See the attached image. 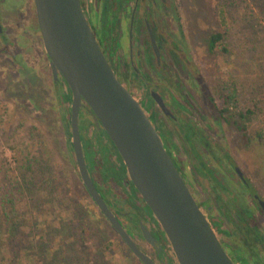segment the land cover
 <instances>
[{
  "label": "rangeland",
  "instance_id": "374dc122",
  "mask_svg": "<svg viewBox=\"0 0 264 264\" xmlns=\"http://www.w3.org/2000/svg\"><path fill=\"white\" fill-rule=\"evenodd\" d=\"M84 2L89 21L101 28L102 1ZM172 3L164 34L172 47L173 36H180L182 44L174 48L176 55L164 49L157 63L152 48L144 42L145 32L131 51L129 31L135 0H127L121 12L127 21L116 30L111 28L112 15L111 21L107 20V29L112 32L109 41L103 38V49L118 77L154 123L162 122L165 129L175 125L150 97L151 89L132 70L136 65L141 73H148V84H169L172 88L180 82L176 94L190 112L180 107L176 112L182 117L188 115L202 128L206 141L213 145L212 152L218 156L210 151L211 163L224 158L230 166L221 155L225 151L264 198V0ZM18 6L22 10L18 8L14 16L11 8L2 23L8 27L10 40L19 34L17 52L25 55L21 58L22 70L7 62L2 51L9 47L12 52V48L0 40V264H143L84 185L68 133L72 99L62 101L58 94L33 0L15 8ZM223 6L226 24L220 18ZM218 31L224 33L225 43L218 42L213 49L211 37ZM164 92L167 94V89ZM94 125L87 122L85 132L95 140ZM198 147L207 153L208 147ZM185 151L181 146L173 155L202 210L209 221L217 222V234L227 247L238 245L245 232L238 238L228 234L237 221L236 206L229 205L233 216L228 218L233 225L222 219L218 207L229 204L233 197L219 185L213 186L215 182L208 173L196 171L197 160ZM258 219L264 225V217ZM132 236L140 248L154 256L141 237ZM165 241L172 260L179 264L167 236ZM246 257V264H264V258L260 260L255 254ZM237 264L244 263L239 260Z\"/></svg>",
  "mask_w": 264,
  "mask_h": 264
},
{
  "label": "water",
  "instance_id": "95a60500",
  "mask_svg": "<svg viewBox=\"0 0 264 264\" xmlns=\"http://www.w3.org/2000/svg\"><path fill=\"white\" fill-rule=\"evenodd\" d=\"M43 44L54 79L61 77L71 93V144L84 185L122 239L143 262L157 264L119 221L100 193L90 172L80 128L85 106L95 124L104 128L126 165L133 184L164 230L179 264H237L224 248L214 227L170 155L160 130L141 102L118 77L93 30L81 0H34ZM151 43L161 51L148 24ZM165 114L163 96L151 90ZM264 209V200H260ZM145 238H156L142 224ZM168 258L165 257V260Z\"/></svg>",
  "mask_w": 264,
  "mask_h": 264
},
{
  "label": "flooded vegetation",
  "instance_id": "af4514ba",
  "mask_svg": "<svg viewBox=\"0 0 264 264\" xmlns=\"http://www.w3.org/2000/svg\"><path fill=\"white\" fill-rule=\"evenodd\" d=\"M18 1L21 4L26 0H18ZM81 1H82V5L84 8V6H85L84 1L85 0H81ZM19 2H18V4H19ZM33 2H34V6H35V1L33 0ZM172 2H173V0H168V1L167 0H135V6H134L132 13H131V19H130L131 26H130V31H129V38H130L129 42H130V46H131V51L133 50L135 45L139 44L140 34L145 32L144 35H145L146 39L144 40V42H145V44L149 45L154 52V49H153V46L151 43L149 30H148V24L152 28L154 36L156 35L155 39L157 41V45H158L160 51L162 52L160 46L163 43H164L163 45H165L164 46L165 51H169L170 48H172V45H170V41H167V43H165L164 41H160V37L157 36L159 33H162L164 35L163 36L164 38H165V36L167 37V35L164 34V32H167V29H168L165 26V20L167 19L168 14H170L169 10L171 9V7H173ZM16 3H17V0H0V40L2 41V43L4 45H6V44H7V46L11 45V48H12V52L10 51L9 47H5L2 51V55L7 56L6 57L7 62L11 65L12 68H14V69L16 68L17 70H22L23 65H24V60H22V59H24L25 55L22 54V52H19V50L17 52V45L20 44L19 43V34H16L14 40L13 39L10 40L8 37V34H7V33H9L8 27H4V24L2 23L4 17L6 16L5 12L6 13H7V11L10 12L11 8H15L17 6ZM18 8H20V11L22 10L21 6H18L17 9ZM84 11H85V8H84ZM151 19L153 21H151ZM151 22L154 23V27L156 28L155 30L153 29L154 27L152 26ZM14 25L15 24H13V26ZM92 27H93V30L95 32V27L93 25H92ZM14 31H16V30H14ZM163 37H162V39H164ZM134 40H135V44H132V42ZM154 54H155V52H154ZM155 56H156V54H155ZM8 60H13V62L8 61ZM156 60H157V57H156ZM134 62L132 59V63H134ZM134 68H136L139 71V69L136 67V65H134ZM24 73H26V71ZM23 79H24L23 82L25 84L26 83L25 78H23ZM59 80H60L59 82L62 83L64 85V88L66 89L65 83H64V80L62 79V77ZM26 86H27V84H26ZM169 109L171 111V114H166V115L169 117L175 116L176 115L175 111H177V110L174 111V109H171V108H169ZM179 109L181 111L182 110L187 111L186 108H183V109L179 108ZM81 110H83L87 114V116H89V118L92 119L89 121H92L95 124L94 118H93L91 112L89 111L88 107L85 106ZM89 121H87V122H89ZM155 125H156V123H155ZM85 127H86V123L84 124L83 132L85 135H87L85 132ZM93 136H95V140L91 138L92 139L91 141L93 143L92 147L96 152V157L98 159L104 160V158L106 156H108V159L110 161L109 164H111V166L112 165L114 166L115 172H117L119 177L121 178V184H119V182L116 179L111 180V184H112L111 187L112 186L113 187H112V191H111L110 196H108V194L106 192L107 191L106 188H108L109 185H107L103 181V176H102V173L100 172V170L96 169L93 172L90 170L100 193L102 194V196L104 197L105 201L110 206L112 211L116 214L119 221L126 227L129 234L131 235V237L134 239V237L132 236V233L136 236L141 237L152 248L154 256H151L150 254H148V251H145L142 248L141 249L145 253L150 255L155 260V262L157 264H161V262L163 264H166L165 262H163V260L161 258L164 255H166L167 258L168 257L171 258V255L168 251V244L165 241V239H166L165 232L162 229L157 218L152 215L153 211L146 204L143 197L141 196V194L139 193V191L137 190V188L133 184L132 180L130 179L127 168H126V170L124 169V167H126V165H125L123 158L121 157L118 149L116 148L115 144L113 143V141L109 137L107 131L103 127L102 128L98 127V130H96L95 125H94ZM196 144L198 146L201 145L198 143H196ZM211 146H213V145H211ZM212 149H213V147L212 148L208 147L207 153H203L202 151L201 152L199 151L200 155L203 156V160L205 161V164H204L205 166H202L203 168L201 167V171H199V172L202 174L208 173L210 178L215 182V183H213L214 184L213 186L219 185L222 188V190L225 191L228 195L230 194L231 197L243 196L244 199H246L245 200L246 203H245L244 207L247 209V211L251 215H253V218H254V221L251 224L257 225L259 230L262 232L263 237H264V225H261L258 222L259 217H261V216L264 217V209L262 208V206L260 204V200L261 199L264 200V198L259 193V191L253 186L252 182L247 177L246 173L232 160V158L230 156L227 155V153L225 151L222 150L221 155L227 158V163L230 166L226 165L224 158H223V161L220 162V160L218 159L219 162L215 160L216 163L214 162L215 164H212L210 161L211 158L209 157V154H210L209 152L211 151L213 156L214 157L216 156L215 155L216 153H213ZM217 157L218 156H216V158ZM179 169L181 170L185 180L187 181V178L185 176V172L182 170L181 166H179ZM209 170H213V172L212 171L209 172ZM213 174L217 178H213L212 177ZM218 179L221 180V182L224 184V186H221V184L218 183ZM187 183L190 187V184L188 181H187ZM109 188H110V186H109ZM231 201L233 203L229 201V204L222 203L221 205L218 206L219 210H220L219 212L222 213V216L221 215L220 216L222 217L223 220L226 221V223L228 225L229 224L233 225V221H231L228 218L231 215L233 216V214L231 213V210L229 209V205L236 206L235 207L236 208V210H235L236 211V217H237L238 212H239L238 210L241 209V206L238 205V203H236L234 199H232ZM225 202H227V201H225ZM219 221H221V220H219ZM248 222L249 221H242V220L237 219V221H234L235 226H233L232 232H228V234H232L230 236H235L234 238H238L239 236H241L242 231L247 229L246 225H248ZM210 223L214 227L215 231L218 232V230L216 228L217 222L214 223V221H210ZM142 224L145 225L151 231V233L154 235V237L156 238L155 245L151 244L145 238L143 231H142ZM111 225L113 226V224H111ZM113 228L115 229L114 226H113ZM116 232H117V230H116ZM120 238L122 239L121 236H120ZM234 238H233V241H234ZM134 241H135V239H134ZM222 243L225 247L226 244L223 241H222ZM231 243L234 244V242H232V241H231ZM260 245H262V244H260ZM226 248H227L226 249L227 252H228V250L230 251V248H228L227 246H226ZM250 253L252 255L254 254L252 252H250ZM255 256L259 257L260 260H261V258H264V247L263 246H259V250L256 251Z\"/></svg>",
  "mask_w": 264,
  "mask_h": 264
},
{
  "label": "trees",
  "instance_id": "16d2710c",
  "mask_svg": "<svg viewBox=\"0 0 264 264\" xmlns=\"http://www.w3.org/2000/svg\"><path fill=\"white\" fill-rule=\"evenodd\" d=\"M102 1V27L101 28H95V34L100 42V45L103 48V38L107 39L109 41V34L112 32L113 28L114 30H116V28L118 26H120L121 22H125L127 21L126 19H123L121 16V12L122 9L124 8V6L126 5L127 0H100ZM234 4V2H233ZM232 4V5H233ZM222 6V5H221ZM225 8L226 7H220V18L222 19V22L226 24V12H225ZM112 15L113 20H110V16ZM107 20L111 21V28L107 29ZM152 26L154 27V23L152 22ZM154 30L156 29L155 27L153 28ZM227 30L225 29V32ZM172 35V33H171ZM156 36V35H155ZM157 36L160 37V41H164L165 43H167L168 38L165 36V38L163 37L164 35L162 33H159ZM175 34L173 37V47L170 48L169 52L171 54L176 55V52L174 51V48L178 47V45L181 43L182 41L180 39V36ZM162 37L164 39H162ZM211 44L213 49L217 46L218 42H222L225 43V37H224V33H222L221 31L215 32L212 34L211 37ZM164 44V43H163ZM161 45L160 48L161 50L165 49V45ZM170 45H172V43L170 42ZM181 46V45H180ZM225 51H228L229 49H227L226 47L223 48ZM104 50V49H103ZM105 51V50H104ZM106 53V52H105ZM107 55V54H106ZM177 57V56H176ZM175 57V58H176ZM177 59V58H176ZM159 63V62H157ZM132 72L134 74H136L139 77V80L141 82H145L148 86V88H150L151 90H156L158 91L163 98L165 99L167 105L169 106V108L177 110V107L180 108H187L188 110V106L182 104L180 102V98L177 96L176 91H179V83L180 82H175V86L176 87H170V85H159V84H148L147 83V77H148V73H146L145 75L143 73H141L140 71H138L136 68L133 67ZM63 79V78H62ZM60 80H55L54 79V83L57 86L58 89V94L59 96L63 97L62 101H67V100H71L72 99V93L71 90L68 86V84L66 83V81L64 80L66 89L64 88V85L62 83L59 82ZM164 86V88L162 87ZM167 89V94L164 92V90ZM181 93V92H180ZM185 98L186 101H188V103H190V105H192V103L190 102V100H188V97L186 96L185 93H181ZM150 97H152L151 95V91H150ZM251 110L249 109L248 112H250ZM187 112H190L189 110ZM165 114V113H164ZM175 116H167L165 114V116L170 119L173 122V125H175V128H172L171 130L169 129H165L163 128V123L160 121L156 120V126L157 128L160 130V133L163 137V140L165 142V145L170 153V155L172 156L173 160L175 161V157L173 155V152L175 150H179V148H181V146L185 147V152H187V154H190L191 157L192 155L194 156L193 158L197 160L196 165H195V169L196 171H201V167L205 166V161L203 160V156L200 155L199 153V147L196 143L201 144L203 147H210L211 143L205 138L204 135V131L202 130V128L193 120L191 119L188 115L186 117H182L180 116L176 111H175ZM156 116V115H155ZM152 118V117H151ZM91 120L89 118V116H87V114L81 110L80 112V128H81V137H82V141H83V146H84V151H85V157L89 166V169L93 172L96 169L100 170V172L102 173L103 176V181L110 186H108V188H106V192L108 194V196H110L111 191H112V187H111V180L112 179H116L119 184H121V178L119 177L118 173L115 172L114 170V166L111 164H109V159L108 156H104V160L98 159L96 157V152L93 149V143H92V139L91 137H89L88 135H85L83 132V128H84V124L87 123V121ZM68 133L69 136H71V127L68 126ZM95 129L98 130V126L95 124ZM173 136H176L177 140H175L173 138ZM73 148V147H72ZM71 148V149H72ZM73 150V149H72ZM222 161V160H221ZM177 167L179 168V163L176 162ZM203 168V167H202ZM124 169L126 170V167H124ZM213 170H209V172ZM213 178H217L214 174L212 175ZM218 183L221 184V186H224V184L221 182V180L218 179ZM133 185V184H132ZM233 199L235 200L236 203H238V205L241 206V209H239L238 211V215L236 217V220H242V221H249L247 226V229L244 230L246 236L245 237H241V241L239 242L238 245H231L228 248H230V251L228 250L229 255L231 256V258L237 263L239 260L241 262H243L244 264H246L248 262L247 259V254L252 252V253H256V251L259 250V246H263L264 247V237L262 232L259 230L257 225H252L251 223L254 221L253 215H251L247 209L244 207L245 203H246V199H244L243 196H234ZM248 212V213H247ZM152 215L155 217L154 213L152 212ZM249 215V216H248ZM240 234V233H239ZM262 244V245H260ZM108 245H105L104 247L107 248ZM225 249L226 246L224 247ZM247 251H249L247 253ZM165 257H167L166 255H164L161 259L163 260V262H165L166 264H175L174 261L172 260V258H169L167 260H165Z\"/></svg>",
  "mask_w": 264,
  "mask_h": 264
},
{
  "label": "crops",
  "instance_id": "0c3cea01",
  "mask_svg": "<svg viewBox=\"0 0 264 264\" xmlns=\"http://www.w3.org/2000/svg\"><path fill=\"white\" fill-rule=\"evenodd\" d=\"M18 2H19V1L17 0L16 5H19V4H20V2H19V4H18ZM12 10H13V12H14L13 15H14V16L17 15V11H18L17 8H12ZM16 17H17V16H16Z\"/></svg>",
  "mask_w": 264,
  "mask_h": 264
}]
</instances>
